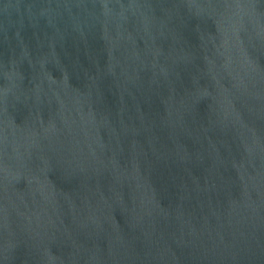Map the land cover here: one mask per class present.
Segmentation results:
<instances>
[{
	"label": "water",
	"instance_id": "1",
	"mask_svg": "<svg viewBox=\"0 0 264 264\" xmlns=\"http://www.w3.org/2000/svg\"><path fill=\"white\" fill-rule=\"evenodd\" d=\"M0 264H264V0H0Z\"/></svg>",
	"mask_w": 264,
	"mask_h": 264
}]
</instances>
